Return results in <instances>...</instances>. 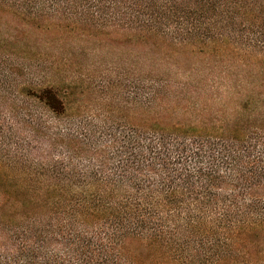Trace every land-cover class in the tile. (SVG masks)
Returning a JSON list of instances; mask_svg holds the SVG:
<instances>
[{
	"label": "trees",
	"instance_id": "trees-1",
	"mask_svg": "<svg viewBox=\"0 0 264 264\" xmlns=\"http://www.w3.org/2000/svg\"><path fill=\"white\" fill-rule=\"evenodd\" d=\"M0 11L138 49V122L93 124L71 67L0 31V264H264V0Z\"/></svg>",
	"mask_w": 264,
	"mask_h": 264
},
{
	"label": "rangeland",
	"instance_id": "rangeland-1",
	"mask_svg": "<svg viewBox=\"0 0 264 264\" xmlns=\"http://www.w3.org/2000/svg\"><path fill=\"white\" fill-rule=\"evenodd\" d=\"M52 21L25 24L13 14L0 11L1 32L22 26L28 44L37 52L35 61L45 63L53 58L63 62L71 67L73 78L82 82L87 110L78 113L74 103L70 106L72 117H87L93 124L108 120L121 125L136 124L138 66H129L128 60L132 51L136 58L137 47L114 43L105 34L70 30ZM80 93L78 88L77 95Z\"/></svg>",
	"mask_w": 264,
	"mask_h": 264
}]
</instances>
